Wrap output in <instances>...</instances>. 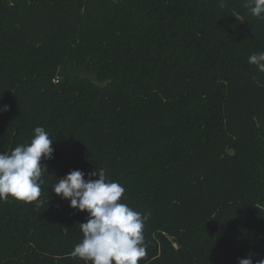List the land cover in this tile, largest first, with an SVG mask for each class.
<instances>
[{"label": "trees", "instance_id": "trees-1", "mask_svg": "<svg viewBox=\"0 0 264 264\" xmlns=\"http://www.w3.org/2000/svg\"><path fill=\"white\" fill-rule=\"evenodd\" d=\"M0 0V152L43 126L48 175L103 168L148 216L139 264L264 258V18L244 0ZM88 70L58 77L61 66ZM98 178V177H97ZM0 202V264L74 258L86 213Z\"/></svg>", "mask_w": 264, "mask_h": 264}, {"label": "clouds", "instance_id": "clouds-1", "mask_svg": "<svg viewBox=\"0 0 264 264\" xmlns=\"http://www.w3.org/2000/svg\"><path fill=\"white\" fill-rule=\"evenodd\" d=\"M220 6H224L223 0ZM243 6L252 17L264 18V0H244ZM248 64L264 73V52L251 54ZM9 110L8 105L0 107V113ZM53 143L49 131L37 126L29 142L0 152V202H21L39 209L48 199V192L47 199L42 198L46 176L55 177L47 190L51 188L71 209L86 213L85 222L78 223L82 239L72 256L84 264H139L147 255L144 228L148 216L122 202L126 199L124 186L109 180L103 168L88 173L87 179L80 170L63 178L49 176L42 161L53 158ZM256 256L249 252L237 264H253ZM256 264H264V258L256 259Z\"/></svg>", "mask_w": 264, "mask_h": 264}, {"label": "water", "instance_id": "water-1", "mask_svg": "<svg viewBox=\"0 0 264 264\" xmlns=\"http://www.w3.org/2000/svg\"><path fill=\"white\" fill-rule=\"evenodd\" d=\"M89 62L86 63L84 67L75 68L73 66H61L58 71V77L61 79L67 78H78L85 79L91 82L95 87L99 89H104L106 87L105 83L100 82V80L90 73L88 70Z\"/></svg>", "mask_w": 264, "mask_h": 264}]
</instances>
